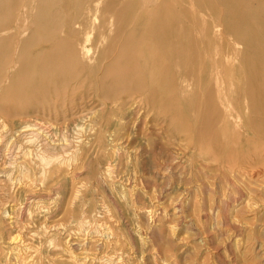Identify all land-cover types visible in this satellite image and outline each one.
Wrapping results in <instances>:
<instances>
[{"label": "rangeland", "instance_id": "rangeland-1", "mask_svg": "<svg viewBox=\"0 0 264 264\" xmlns=\"http://www.w3.org/2000/svg\"><path fill=\"white\" fill-rule=\"evenodd\" d=\"M20 1L23 13L45 1L50 13L64 9L69 15L74 10L69 0ZM134 1L149 7L161 4L166 11L177 3ZM239 1H249L250 11L264 16V0ZM203 2L206 9L208 0ZM96 3L92 0L90 7ZM222 9L213 21L227 22L228 29L251 25L249 38H258L256 61L264 71V24L242 17L235 4ZM107 22L102 18L97 27ZM54 43L38 42L30 49L51 51ZM100 47L93 45L89 55L95 58ZM240 50L247 51L245 43ZM226 60L231 70L234 59ZM178 69L187 70L183 63ZM50 70L49 93L36 98L57 106L66 82L60 71ZM188 73L195 78L181 81L189 87L188 94L164 105L141 109L129 103L127 118L120 120V115L96 107L114 100L98 92L72 115L74 121L46 114L37 139L32 128L26 132L23 128L34 113L21 116L9 113L17 106L11 110L0 106L4 121L0 131L7 139L0 142V264H17L19 257L27 264H264V134L253 129L259 119L251 101L238 99L240 81L230 76L220 80L225 87L220 96L228 110L241 115L236 132L194 135L207 123L191 114L200 108L204 114L213 111L219 98L208 101L205 71ZM30 97H22L18 106L24 104L29 111L35 100ZM79 115L84 118L78 119ZM208 117L211 124L223 126L218 118ZM46 144L64 162L52 168L44 183L26 179L19 169L23 154L41 151ZM35 172L39 176L33 168ZM10 235L19 237L13 240Z\"/></svg>", "mask_w": 264, "mask_h": 264}, {"label": "bare ground", "instance_id": "bare-ground-1", "mask_svg": "<svg viewBox=\"0 0 264 264\" xmlns=\"http://www.w3.org/2000/svg\"><path fill=\"white\" fill-rule=\"evenodd\" d=\"M91 2L69 0L74 10L68 15L64 9L50 13L45 6L47 1L43 6L27 8L23 13L20 0H0V106L9 110L16 106L22 108L21 111H9L21 116L35 114L24 122V132L32 128L35 138H39L40 129L44 127L43 118L48 113L57 117L64 115L68 122L74 121L72 115L78 113L87 101L93 100L98 92L103 98L114 100L97 103L96 107H105L106 113L114 117L118 114L120 120L126 119L125 107L129 103L133 108L152 109L159 104L164 105L169 99L188 94L189 87L183 86L181 81H194V76L188 71L196 70L206 72L203 81L208 88V101L215 103L216 99L219 100L213 111L204 114L200 108L191 114V118H204L207 123L205 129H196L194 135L225 136L233 130L236 132L241 115L228 110L220 96L225 91L220 80L230 76L240 81L238 99L251 101L254 107L259 120L253 129L264 134V71L258 68L256 61L258 55L255 50L260 45L258 38L255 41L249 38L252 35L251 25L240 23L228 29L227 22H215L212 18L223 7L226 9V6L235 4L242 17L252 23L264 24V16L250 11L249 1L208 0L205 9L203 0H189V3L177 0L168 11L164 5L149 7L144 1L96 0L94 8L90 7ZM216 2L223 7L219 8ZM84 7L88 9L87 13L83 12ZM197 9L203 14L207 10L206 15L196 16ZM102 18L108 19V22L97 27ZM225 35H229L231 40H226ZM50 40L55 41L51 51L44 48L34 53L31 51V46ZM241 43L247 47L244 53L240 50ZM93 45L101 46L95 58L89 55ZM227 56L230 60L234 59L231 70L228 69ZM180 63L185 64L187 70H179ZM50 69L60 71L61 80L66 82L57 106L36 98L39 94L49 93L47 82L52 78V75L49 77ZM26 95L35 99L30 102L29 111L24 109V104L18 106L19 100ZM58 106L60 108H56ZM208 114L218 118L223 126L211 124ZM82 116L79 115L78 119H83ZM3 122L0 118V130ZM111 125L109 120L108 126ZM5 135L0 131L1 143L7 141ZM50 148L46 144L41 151L23 154L25 161L21 162L19 169L26 179L44 183L52 168L64 162V158ZM33 168L40 171L39 176L36 172L35 175L32 173ZM10 237L14 240L19 236ZM16 260L17 264H27L24 258Z\"/></svg>", "mask_w": 264, "mask_h": 264}]
</instances>
